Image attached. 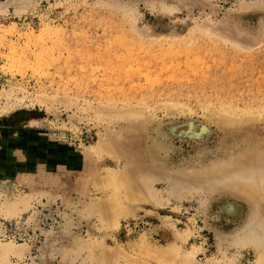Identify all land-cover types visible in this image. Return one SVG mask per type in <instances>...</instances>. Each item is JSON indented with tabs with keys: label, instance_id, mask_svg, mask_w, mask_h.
<instances>
[{
	"label": "rangeland",
	"instance_id": "374dc122",
	"mask_svg": "<svg viewBox=\"0 0 264 264\" xmlns=\"http://www.w3.org/2000/svg\"><path fill=\"white\" fill-rule=\"evenodd\" d=\"M8 3L0 210L31 201L0 215V241L30 247L21 264H95L102 252L115 253L110 264H161L167 244L180 263L254 264L255 249L232 240L264 220V183L253 202L238 193L264 170V0ZM191 123L208 126L206 137ZM170 124L181 128L162 135ZM99 139L114 156L89 149ZM121 169L145 197L123 199L129 213L115 228L101 180ZM142 235L148 248L135 250Z\"/></svg>",
	"mask_w": 264,
	"mask_h": 264
},
{
	"label": "bare ground",
	"instance_id": "6f19581e",
	"mask_svg": "<svg viewBox=\"0 0 264 264\" xmlns=\"http://www.w3.org/2000/svg\"><path fill=\"white\" fill-rule=\"evenodd\" d=\"M13 1V0H12ZM10 0V2H12ZM37 1V0H35ZM41 1V0H40ZM11 3H8L6 4V6L4 4H1L0 5V12L3 13L6 11L7 6H9ZM13 4V3H12ZM37 4V2L35 3ZM27 6V5H26ZM25 6V7H26ZM22 9H17V11H21ZM0 97H1V93H0ZM140 106V105H139ZM229 106V105H228ZM3 107V106H2ZM231 107V106H230ZM143 108V107H142ZM183 108V107H182ZM136 109V108H135ZM5 110V109H4ZM4 110L2 111V109L0 111L4 112ZM139 110V109H138ZM142 110V109H141ZM144 110V108H143ZM9 111V110H8ZM7 111V112H8ZM6 112V111H5ZM126 112V111H125ZM137 112V111H136ZM142 112V111H141ZM226 112V111H225ZM233 112V111H232ZM121 113V112H120ZM124 113V112H123ZM130 113V112H129ZM125 114V113H124ZM115 115V114H114ZM123 115V114H121ZM132 115V114H131ZM172 115V114H171ZM233 116V115H231ZM254 116V115H253ZM120 117V116H119ZM134 117V116H133ZM122 118V117H121ZM229 118V117H228ZM231 118V117H230ZM233 120V119H232ZM238 120V119H237ZM219 122V120H218ZM227 123V122H226ZM217 124V123H216ZM172 126H168L167 125V128L166 130L163 132L162 135H170L173 136L176 134V132H178V130H180L181 126L178 124V125H173V124H170ZM203 125V124H202ZM202 127V126H201ZM208 127V126H207ZM207 127H202V129L198 126V125H194V124H190L189 125V133H193V134H197L199 131L200 134L199 135H192L193 137H198V136H205L206 135V132L208 131ZM189 133L185 134V132L182 133V137H186V136H190L188 135ZM203 134V135H202ZM110 135V134H109ZM180 135V134H179ZM161 136V135H160ZM108 137V136H107ZM118 137V136H117ZM116 137V138H117ZM170 137H167L170 138ZM206 137V136H205ZM197 139V138H196ZM100 140V139H99ZM164 143V142H163ZM167 144L171 143V142H167ZM162 144V143H161ZM167 144H164L165 146ZM169 146V145H168ZM89 148V147H88ZM91 151L93 150V152L95 151V153L99 154V156H101V154H107V155H113L115 154L114 152V148L113 147H110L109 145V142L108 144L105 142V140H100L99 142L96 143L95 146L91 148H89ZM88 149V150H89ZM119 151V150H117ZM88 152V151H87ZM90 152V151H89ZM91 153V152H90ZM94 153V155H95ZM119 153V152H118ZM92 154V153H91ZM122 154V153H121ZM114 156V155H113ZM117 156V155H116ZM94 157V156H93ZM102 158V156H101ZM110 158V156H109ZM115 159V158H113ZM116 161H117V158H116ZM118 169V168H117ZM106 172H107V169H105ZM116 170V169H115ZM113 173H108V175L106 176L105 180H101V181H104L103 184L104 186H106V188H110V190H112V195H109V196H112L111 197V203L108 202V198L110 197H107V203L106 204V220L108 222V224L111 226V227H115V228H118L121 224V219L125 218L129 213L128 210H126V207L124 206L123 204V199L126 200L127 202H137V201H141L145 196L142 194L141 191L139 190H133V188H131L130 186V183L129 181H127V178L126 177H123L122 174H124L122 172V169H121V174L118 173L117 171ZM119 171V170H118ZM258 172V171H257ZM261 172V170H260ZM262 172H264V170L262 169ZM256 173V172H253L252 174H250V177L246 182V188L247 190L246 191H238V193H240L241 196H243V194L245 196L248 197L247 200H249L250 202L253 200L255 201V197H257V190H258V186H261L263 183H264V173ZM262 174V175H261ZM235 176V175H234ZM233 176V177H234ZM236 177V176H235ZM230 180V179H229ZM139 181V180H138ZM97 182V181H95ZM94 182V183H95ZM100 184H102V182H99ZM97 184V183H96ZM133 187V186H132ZM252 187V188H250ZM254 187V189H253ZM105 188V187H104ZM141 188V187H140ZM103 189V188H102ZM143 189V188H141ZM240 190V189H239ZM236 192V191H235ZM259 192V191H258ZM109 193V192H108ZM111 194V192H110ZM154 194V193H153ZM149 195V194H148ZM238 197V196H237ZM244 197V196H243ZM246 197V198H247ZM23 198V197H22ZM28 198V197H27ZM156 198V197H155ZM161 198V197H160ZM183 198V197H182ZM241 198V197H240ZM250 198V199H249ZM29 199V198H28ZM20 199L19 202H5L2 207H1V210H0V215H3V216H6V217H13V216H16L18 215L20 212H22L23 210L26 209V207L28 208V202L30 203L31 199ZM154 199V198H153ZM144 200V199H143ZM156 200V199H154ZM106 201V200H105ZM110 201V199H109ZM149 201V200H148ZM126 202V203H127ZM159 203V202H157ZM249 203V202H248ZM238 204V203H237ZM31 205V204H30ZM29 205V206H30ZM156 205V204H155ZM158 205V204H157ZM228 205V204H227ZM98 208V207H97ZM101 208V207H100ZM103 208V207H102ZM227 210L230 212V213H235V211L237 210V206L234 205L233 203H229V205L226 207ZM105 209V208H104ZM102 209V211L104 210ZM97 210V209H96ZM133 211V209H132ZM95 213V212H94ZM105 213V211H104ZM103 215V214H102ZM105 221V222H106ZM180 235V234H179ZM178 236V235H177ZM141 240L134 243L135 245H137L139 248H137L136 246L135 247V250H140V249H143L142 251H145V249L148 248V242H147V238L145 236H141ZM183 236H181L182 238ZM186 237V236H185ZM220 237L219 236V240H220ZM222 241V240H221ZM233 245L234 247H237L238 249H244L248 246H251L255 249V252H256V260L254 262V264H264V220L262 222L259 223V226L257 228H253L251 229L250 231L246 232L244 234V236L242 237H236V238H233ZM94 243V242H93ZM232 243V242H231ZM230 243V245H232ZM175 244V243H174ZM94 245V244H93ZM151 245V244H150ZM170 245V244H169ZM177 245V244H176ZM97 246V245H96ZM102 246V245H101ZM154 246V245H152ZM167 248H160L159 247V250H157V258H159V262H161V260H163L165 262V264H179V260L177 262V258L180 254H178L180 252L179 249H174L173 247H168V244L166 245ZM173 246V245H172ZM90 247V246H89ZM95 248V247H94ZM137 248V249H136ZM158 248V247H156ZM155 248V250H156ZM176 248H179L178 245L176 246ZM104 249V248H103ZM116 249H119V248H116ZM115 249V250H116ZM102 250V249H101ZM121 250V248H120ZM131 250L132 247H131ZM150 250V248L148 249ZM179 250V251H178ZM100 251V250H99ZM130 251V250H129ZM141 251V250H140ZM140 251H136V255H137V252H139V255L141 254L142 256V252L140 253ZM182 251V249H181ZM123 252V250H122ZM127 252V251H126ZM30 253V247L27 245V244H16L12 241L10 242H3V241H0V264H21L23 260H25L26 257H28ZM104 253L106 254H109V251L108 253L106 252V250L104 249ZM119 253L118 251L116 252V254ZM125 253V252H124ZM129 253V252H128ZM127 253V254H128ZM132 253V251H131ZM184 253H187L184 251ZM182 252V254H184ZM91 254H94L91 252ZM115 253H111V255H104L103 252L102 253H99V254H94L95 256V259L93 258L92 259V263H97V264H110L109 263V260L110 258H115ZM120 254H121V251H120ZM119 254V255H120ZM146 254V253H145ZM118 255V254H117ZM124 255V254H123ZM121 254V257L123 256ZM187 258L184 257V259L181 258V263L182 261L184 260L186 262V259L188 260V256L186 254H184ZM183 255V256H184ZM129 256V255H128ZM131 256V255H130ZM133 256V255H132ZM138 256V255H137ZM117 257V256H116ZM120 257V256H119ZM144 257V256H143ZM152 257V256H151ZM150 257V259H151ZM182 257V256H181ZM125 258V256H124ZM123 258V259H124ZM131 258V257H130ZM133 258V257H132ZM12 259H17V262H13ZM119 259V258H118ZM144 259V258H143ZM153 259V257H152ZM180 259V257L178 258ZM120 260V259H119ZM118 260V261H119ZM214 260V259H213ZM212 260V261H213ZM230 260V259H229ZM112 261V259H111ZM117 261V260H116ZM128 261V260H127ZM145 261V260H144ZM190 261L191 263L194 262L192 261L191 259L188 260ZM187 261V262H188ZM211 261V260H210ZM221 261V260H220ZM219 261V262H220ZM124 262V261H123ZM133 262V261H132ZM162 262V263H164ZM189 262V263H190ZM218 262V264H219ZM125 263V262H124ZM137 263V262H136ZM139 263V262H138ZM161 263V264H162ZM180 263V264H181ZM196 263V262H195ZM113 264V263H112ZM118 264V263H117ZM128 264V262H127ZM145 264H148V262ZM184 264V262L182 263ZM186 264V263H185ZM193 264V263H192ZM207 264H211V263H207ZM233 264V263H231Z\"/></svg>",
	"mask_w": 264,
	"mask_h": 264
}]
</instances>
